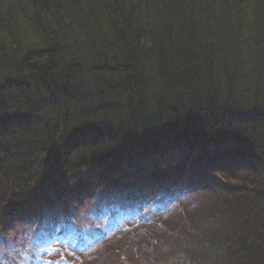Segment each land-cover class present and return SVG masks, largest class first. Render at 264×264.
Returning <instances> with one entry per match:
<instances>
[{"label": "trees", "instance_id": "obj_1", "mask_svg": "<svg viewBox=\"0 0 264 264\" xmlns=\"http://www.w3.org/2000/svg\"><path fill=\"white\" fill-rule=\"evenodd\" d=\"M13 1L0 264H87L133 220L165 230L159 264H264V7L244 26L219 0Z\"/></svg>", "mask_w": 264, "mask_h": 264}, {"label": "rangeland", "instance_id": "obj_2", "mask_svg": "<svg viewBox=\"0 0 264 264\" xmlns=\"http://www.w3.org/2000/svg\"><path fill=\"white\" fill-rule=\"evenodd\" d=\"M8 4L9 1L12 3V7L18 10L20 4H15L13 0H4ZM220 3L216 6L220 8L221 13L217 12V22L219 23H229V24H241V25H253L254 15L259 17L262 13V8L264 7L263 0H246L243 5L238 3L237 0H227L224 3V0H219ZM261 4L258 6L257 4ZM3 5V4H0ZM215 7V8H216ZM216 8V9H217ZM257 12L253 13V12ZM249 14V15H247ZM251 18V19H250ZM13 23H19L18 17L12 19ZM261 23V21H259ZM191 203H187L186 208L182 209L180 206L176 208V211L172 214H175L182 209L184 211L183 217H186L189 220H194L196 217H192L195 211V206ZM171 215L167 216L166 214L162 217V222L164 224ZM180 216V215H179ZM115 219H119L118 215L114 216ZM180 218V217H179ZM160 218L157 219V221ZM174 217H172L171 221H173ZM135 220L129 222L122 230H125L124 233H120L112 236L106 241L99 244V246L93 248L85 254V262L87 264H159L152 259V256L159 257L163 252V241H165L163 236L165 237V233H163L162 226L152 222H134ZM106 222L109 223V220ZM167 229L170 228L168 225ZM148 235L152 237V239H156L154 243L147 241ZM136 244H147V247H142L140 253L137 252ZM138 247V246H137ZM141 257V260H140ZM135 259L136 262H130L129 259ZM68 259H72L69 256ZM124 261L125 263H122Z\"/></svg>", "mask_w": 264, "mask_h": 264}]
</instances>
